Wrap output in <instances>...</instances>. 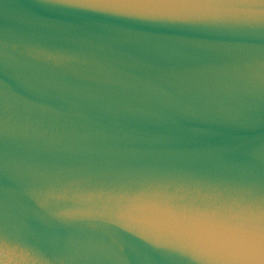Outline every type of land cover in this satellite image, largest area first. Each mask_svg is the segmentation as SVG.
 <instances>
[{"label":"water","instance_id":"1","mask_svg":"<svg viewBox=\"0 0 264 264\" xmlns=\"http://www.w3.org/2000/svg\"><path fill=\"white\" fill-rule=\"evenodd\" d=\"M0 264H264V0H0Z\"/></svg>","mask_w":264,"mask_h":264}]
</instances>
